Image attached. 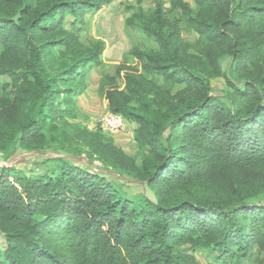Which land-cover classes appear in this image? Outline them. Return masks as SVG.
<instances>
[{"label": "trees", "instance_id": "16d2710c", "mask_svg": "<svg viewBox=\"0 0 264 264\" xmlns=\"http://www.w3.org/2000/svg\"><path fill=\"white\" fill-rule=\"evenodd\" d=\"M114 1L0 0V264H202L207 251L264 264V0H171L173 16L157 1L127 21L156 46H134L99 94L137 125L140 157L70 121L107 49L83 35ZM228 57L241 87L227 77L233 90L216 96ZM52 145L151 195L65 156L39 174L1 160Z\"/></svg>", "mask_w": 264, "mask_h": 264}, {"label": "rangeland", "instance_id": "374dc122", "mask_svg": "<svg viewBox=\"0 0 264 264\" xmlns=\"http://www.w3.org/2000/svg\"><path fill=\"white\" fill-rule=\"evenodd\" d=\"M157 1L163 3L165 10L170 16L174 15L170 13L171 0H115L92 19L90 29L84 33L83 40L89 43L96 39H103L107 43V49L102 58V65L94 67L92 70L87 91L78 99L79 118L76 121L70 120L71 122L83 124L92 131H101L111 136L117 147L136 157H140L139 155L141 154L134 141L136 124L125 122L124 128L114 133L101 130V122L111 112L105 99L100 96L99 88L104 74L114 75L119 64L132 60L130 51L134 46H139L146 50L156 46L154 41L148 39L138 27L127 25V21L141 8L149 14L152 13L156 9ZM185 1L189 2L195 11L198 10L192 1ZM71 22L72 18L69 17L67 21L68 28L71 27ZM183 37L192 44L198 38L196 34L187 32H183ZM222 66L224 77L213 80L212 87L214 95L223 97L233 90L231 89L233 87L228 84L227 77L235 86L241 87V83L232 75L231 58L224 59ZM158 81L159 83L163 82L162 80ZM7 82L6 78H0V94L2 93V86ZM61 156L73 159L82 166H91L94 170L103 172L113 184L121 187L130 196L140 193L151 195L144 184L127 177H121L118 173L110 171L98 161H93L90 165L85 154L72 155V153L54 145L39 152H29L17 146L7 151L1 157V160L4 163H12L26 172L39 174L44 161ZM0 247H3L1 236ZM196 258L202 264H220L210 251L197 253ZM245 264L255 263L252 261Z\"/></svg>", "mask_w": 264, "mask_h": 264}, {"label": "built area", "instance_id": "2783aa9c", "mask_svg": "<svg viewBox=\"0 0 264 264\" xmlns=\"http://www.w3.org/2000/svg\"><path fill=\"white\" fill-rule=\"evenodd\" d=\"M125 120L121 115L110 113L102 122L101 129L106 132H118L124 128Z\"/></svg>", "mask_w": 264, "mask_h": 264}]
</instances>
